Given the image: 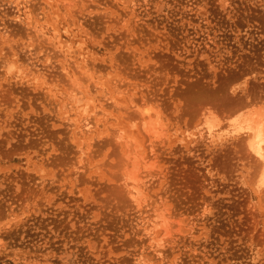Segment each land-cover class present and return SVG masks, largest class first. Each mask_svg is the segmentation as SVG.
I'll return each mask as SVG.
<instances>
[{"label":"rangeland","instance_id":"1","mask_svg":"<svg viewBox=\"0 0 264 264\" xmlns=\"http://www.w3.org/2000/svg\"><path fill=\"white\" fill-rule=\"evenodd\" d=\"M219 89L264 107V0H0V264H264L254 162L195 137L196 100ZM73 93L83 115H64ZM130 93L172 130L138 208L116 137ZM157 207L159 255L140 231Z\"/></svg>","mask_w":264,"mask_h":264},{"label":"bare ground","instance_id":"2","mask_svg":"<svg viewBox=\"0 0 264 264\" xmlns=\"http://www.w3.org/2000/svg\"><path fill=\"white\" fill-rule=\"evenodd\" d=\"M49 7L51 9L54 8L52 5H49ZM199 95L191 96V99L194 97L196 100ZM127 98L128 99L126 101L130 105L127 107H122L121 105L123 104V100H121V105L119 104L121 109L119 111L118 121L126 116L127 110L125 109L130 110L131 115L124 117L125 120H127V127L123 128L119 125L116 136L121 140V146L123 150L122 156L124 159V161L122 160L124 163L121 164L124 179H122V176H120V178L123 180L121 187L124 189V193H126V195L129 196L131 200H133V202L136 204V207L138 208L141 206L142 202L145 201L144 192L147 190L146 184L148 183V187L150 188L155 183L153 176L150 174L151 169L147 170V174L144 171V169L146 170L147 166L151 164L148 162L149 160L147 158V152L153 153L156 142H164L163 139L165 136H167L166 131L169 129L166 127L167 130H165L164 124L166 123H162L163 120L161 119L160 114L163 112L158 111L149 104H143L141 102L144 99L142 96L135 97L133 94H131ZM69 99L71 100L69 101L68 105L64 106V115L67 116V114H69L70 111H68V108H72L71 103H73L75 111H80L79 114L83 115L85 112V106L82 107L80 105L81 98L77 97V94L73 93L70 95ZM234 100L235 99L231 98L225 99L223 97L222 89H219L218 95L212 94L201 96L196 100L198 104H203V107L201 106L202 108H199V115L195 111V108L198 106L197 102H194V104H197V106H194L195 108L192 106L193 103H189L194 108V112H196L200 117L199 123L196 126L198 135L195 137H199V139L204 138L203 141H208L209 143H214L216 141H226L227 139H231V137H233L234 139L237 138L239 144L240 142L243 143L242 145L254 162L252 171L248 174V176L252 178V182H250L251 185L248 184L250 185L249 188L250 190L253 189L255 193H259V198L264 202V107L261 108L258 105L261 109L255 108L252 105L254 102L248 103V101L245 103L241 102L242 104L239 105V103ZM146 101H148V99ZM215 109L220 110L221 112L219 113H223L224 115L228 114L227 118L225 117L226 119L223 122H226L225 124H223L222 121L218 119V110L216 113L214 111ZM235 112L237 113L234 115L233 113ZM76 114L77 113H74L73 115L77 117ZM93 114L94 112L91 111V115ZM230 114H232V116H229ZM192 116H195L194 113ZM196 116L194 119H196ZM79 117L81 116H78L77 119ZM77 119L71 120L73 125L76 126V130L78 132H88L92 127L88 124V119L82 120L86 122V125H82L83 129L76 122L78 121ZM135 132H139L142 137V142L140 144H137ZM143 148L144 150L139 151V149ZM142 222L143 223L141 225L140 231L143 232L144 236H146L150 241L148 248L152 249L154 253L159 255L160 252H158V248L162 245L161 237L167 236L170 232V229H168V221L166 220L165 216L161 214L160 207H157L155 210H153L151 215L143 218ZM140 258L141 256L136 259L135 264H149V261H145V258H143L144 260H141Z\"/></svg>","mask_w":264,"mask_h":264}]
</instances>
